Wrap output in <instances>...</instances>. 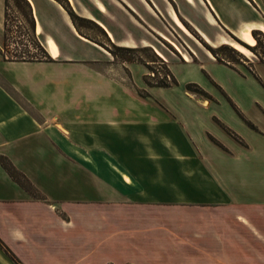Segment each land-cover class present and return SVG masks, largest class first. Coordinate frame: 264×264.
Returning a JSON list of instances; mask_svg holds the SVG:
<instances>
[{"label": "crops", "instance_id": "obj_1", "mask_svg": "<svg viewBox=\"0 0 264 264\" xmlns=\"http://www.w3.org/2000/svg\"><path fill=\"white\" fill-rule=\"evenodd\" d=\"M50 1L70 32H45L37 22L50 58H9L20 52L0 44V158L35 191L0 162V240L21 264H264V107L165 104L157 91L174 86H149L142 64L122 61L118 68L108 50L74 31L61 3ZM121 1L129 16L142 18L131 0ZM136 1L163 15L155 0ZM223 1L203 0L206 20L211 15L216 22L208 21L210 29L235 33L248 23L238 36L245 28L264 32V23L249 20L264 0H228L229 7ZM167 2L169 18L191 36L184 20L191 23L195 0H183L178 9ZM96 6L106 11L104 4ZM32 9L30 18L38 20ZM109 29L117 46H138L134 37ZM202 57L195 64L186 56L183 65L205 72L206 84L178 80L204 88L210 80L230 97L218 69H228L237 81L251 78L208 52ZM139 65L144 69L135 83L132 71ZM103 208L112 212L99 217ZM0 264L18 263L0 246Z\"/></svg>", "mask_w": 264, "mask_h": 264}, {"label": "rangeland", "instance_id": "obj_2", "mask_svg": "<svg viewBox=\"0 0 264 264\" xmlns=\"http://www.w3.org/2000/svg\"><path fill=\"white\" fill-rule=\"evenodd\" d=\"M120 1L114 0L112 2L111 0H96V5L97 2L105 5V12H101L91 0H73V3L69 1L70 5H68L71 8H69V10H66V8H64L60 3L58 4L63 7L67 15L68 13L70 14L71 25L77 33L78 31L75 28L73 19L75 17H81L94 21L102 27L108 35V31L112 32L109 29L110 27L116 29L120 37H134L136 41L139 42L138 46L132 48L136 49L133 52L117 51L118 58H115L112 55L115 58L114 64L118 66V68L124 66L122 63L124 58L134 60L135 63L146 66L147 76L151 78L152 82H154L155 80L158 81L165 78V74H167L165 68H167L173 76L169 68V65L171 64L178 84L175 85L173 89H158L156 95L157 98L163 100L165 104H171L178 107L197 105H240L251 110H258V106L264 107V32L253 30V36L256 43L251 45L246 42L241 35L238 36L237 34L243 26L248 23H245L235 33L220 29L217 26L215 29H210L208 27L209 23L216 25L215 20L211 17V15H208L209 19L206 20L205 13L208 12V10L203 3V0H195V4L191 5V9L188 10L191 15L190 20L192 24L184 20L187 23H185V25L180 19L190 32L191 36H188L175 25L171 18H169V3L167 0H155L157 5L156 7H159L160 10L156 7H154V9L159 15H161V12L163 13L162 16H159L160 18L153 15V11H149L142 3H139L136 0H131L132 5L139 9L143 16L142 18L139 16H129L125 6L122 4V1ZM169 1L176 9H178V6L183 0ZM226 1L228 0H224L223 4L229 7L230 4ZM32 2L34 3L32 4L30 2L32 8H36L35 14L40 16L38 20L34 17V21L30 18L31 13L35 16L33 9L30 10L24 0H2L0 3L1 16H5V26H1L0 28V44L4 49L7 46H13L18 50V52H20L18 54L9 53L7 55L9 58H25L27 60H44L50 58L44 46V35H41L43 34V31L39 34V36L35 32L34 26L37 25L38 21L43 26L45 32L53 29V27H56L57 29L63 30L65 36H70L68 25L61 18V16L65 15H63V13L52 1L34 0ZM65 4H67V2H65ZM241 7L243 11L246 8L244 4ZM249 20L264 23V2L261 4L260 13ZM79 23L83 26V30L88 35L111 47L108 41L93 26L84 22ZM104 27H106V29ZM151 27L158 33L154 35L149 33L147 28L149 30ZM203 34L207 35L211 39L212 44L205 41ZM113 36L115 37L114 34ZM164 36L178 45V47L183 51L184 57L187 56L189 58L187 60L189 61L185 60L186 58L183 57L182 53L178 51V49L167 39H165ZM144 40L146 43L142 46L140 43ZM225 40L230 43L237 42L243 45L251 52V54L245 55L238 50L237 53H234L231 50H218L223 45H228L232 49H235L229 44H223V41ZM25 47H27V49ZM209 48L214 49V54ZM25 49L28 52L26 55L23 54ZM204 52H208L210 57L212 59L215 58L218 63L235 70L241 75L248 74L251 78L248 77V79H240L237 81V78L228 69L221 68L218 69L219 79L226 86L231 96L229 97L218 84L215 82L212 83L210 80L209 85L207 84L208 87L206 86V88H204L200 83H198V81L206 84V82L202 80V77L209 79L207 74L199 70V75H197V73L189 71L186 66L183 65L187 62L201 64V62H203L202 53ZM126 63L127 62H125V64ZM205 64L209 68V74L214 73V71H212V66L208 63ZM143 69L144 67L139 65L132 71L135 83L141 79ZM151 73H154L155 77H152ZM191 77L194 80H198L191 83L197 84L202 89V92L195 93L188 91L186 96L183 94V89H187L188 84L185 83L184 80L181 81L178 79H189ZM166 78L169 82H172V78L170 76ZM250 126L257 129L252 124H250ZM228 133L235 138L237 137V135H234L235 133L230 130H228ZM260 200H264V195ZM108 212L112 211L107 210V208L98 209L99 217H105L108 215ZM243 244V248H250L247 243Z\"/></svg>", "mask_w": 264, "mask_h": 264}, {"label": "trees", "instance_id": "obj_3", "mask_svg": "<svg viewBox=\"0 0 264 264\" xmlns=\"http://www.w3.org/2000/svg\"><path fill=\"white\" fill-rule=\"evenodd\" d=\"M26 2V4L29 6L30 10H32V6L30 4V2L28 0H24ZM59 3L62 4V6L64 8H66V10H69L70 8V4H69V0H56ZM65 2H67V4H65ZM69 4V5H68ZM71 9V8H70ZM79 22H84L87 23L91 26H93L96 30H98L101 35L108 41V43L111 45V47L105 45L104 43H101L99 41H97V39H95L94 37L88 35L84 30H83V26L79 23ZM73 23L75 25V28L77 29L78 33L83 36L84 38L104 47L106 50H108L115 58H118V54L117 51H122V52H133L136 49H132V48H127V47H120L117 46L116 44H114L110 37L108 36V34L106 33V31L100 27L98 24H96L94 21L89 20V19H85V18H81V17H75L73 19ZM210 51L214 54V49L209 48ZM218 50H231L234 53H237V50L232 49L231 47H229L228 45H223L221 46ZM126 62H135L134 60H128V59H123ZM167 74H165V78L161 79V80H155L154 82L151 81V78H149L148 76L145 78L146 83L151 86V87H159V88H171L175 85L178 84L177 80L171 75V73L168 71L167 68H165ZM167 75V76H166ZM168 75L172 78V82H169L167 80L166 77H168ZM150 79V80H149ZM187 90L189 92H195V93H201L202 89L194 83L188 84L187 85ZM0 162L1 164L5 167V169L9 172V174L11 175V177L17 181L22 187H24L27 191L31 192L32 194H35V191L31 185V183L29 182V180L21 173H19L14 166L7 161L4 158H0ZM0 246L5 249V251L7 252V254L18 264H21V262L19 261V259L11 252V250L0 240Z\"/></svg>", "mask_w": 264, "mask_h": 264}, {"label": "bare ground", "instance_id": "obj_4", "mask_svg": "<svg viewBox=\"0 0 264 264\" xmlns=\"http://www.w3.org/2000/svg\"><path fill=\"white\" fill-rule=\"evenodd\" d=\"M174 18L176 19V17ZM241 36L246 42H248L251 45H254L256 43V40L253 36V30H251L250 28L243 29L241 32ZM231 46L235 48L236 50H238L239 52H241L242 54H245V55L251 54V52L246 47H244L243 45L237 42H231Z\"/></svg>", "mask_w": 264, "mask_h": 264}, {"label": "built area", "instance_id": "obj_5", "mask_svg": "<svg viewBox=\"0 0 264 264\" xmlns=\"http://www.w3.org/2000/svg\"><path fill=\"white\" fill-rule=\"evenodd\" d=\"M152 77H155V74L154 73H151ZM169 77V76H168Z\"/></svg>", "mask_w": 264, "mask_h": 264}]
</instances>
